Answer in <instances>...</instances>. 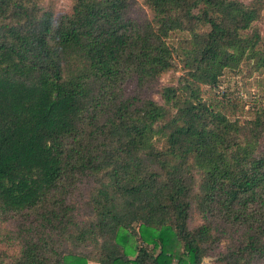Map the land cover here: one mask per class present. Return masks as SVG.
<instances>
[{"label": "trees", "instance_id": "16d2710c", "mask_svg": "<svg viewBox=\"0 0 264 264\" xmlns=\"http://www.w3.org/2000/svg\"><path fill=\"white\" fill-rule=\"evenodd\" d=\"M142 3L0 0V264H264V104L202 88L245 66L264 94V0Z\"/></svg>", "mask_w": 264, "mask_h": 264}, {"label": "rangeland", "instance_id": "374dc122", "mask_svg": "<svg viewBox=\"0 0 264 264\" xmlns=\"http://www.w3.org/2000/svg\"><path fill=\"white\" fill-rule=\"evenodd\" d=\"M52 3L57 14L64 13L69 6V0H41V4L45 6ZM264 14V11H263ZM129 16L134 20L150 17L148 9L142 3V0H130ZM261 34L264 35V18L259 23ZM176 40V37H174ZM173 40V42H175ZM177 69L163 75L157 82L151 83L143 88V95L146 93L152 98H157L156 89L160 85L167 83H175L179 75L182 74L180 64L174 59ZM258 74L250 73L245 66H241L236 70H224L216 87L205 89L204 96L213 102L217 103L218 108L222 107L230 118H249L253 110L264 104V94L260 91L257 85ZM133 81L129 80L124 84V88L129 92L133 88ZM0 227L8 232L0 243V249L7 251L9 254L15 253L19 249L20 240L13 233L15 231L11 222H2ZM3 231V230H2ZM12 231V232H11ZM223 248V245L220 246ZM219 247V248H220ZM93 264V263H88ZM202 264H210V258L205 257Z\"/></svg>", "mask_w": 264, "mask_h": 264}]
</instances>
